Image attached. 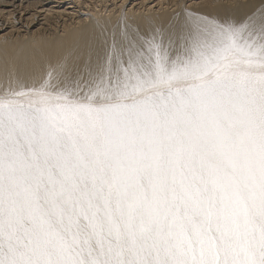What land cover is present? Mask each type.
Here are the masks:
<instances>
[{
	"label": "snow or ice",
	"instance_id": "snow-or-ice-1",
	"mask_svg": "<svg viewBox=\"0 0 264 264\" xmlns=\"http://www.w3.org/2000/svg\"><path fill=\"white\" fill-rule=\"evenodd\" d=\"M0 89V264H264V0H205Z\"/></svg>",
	"mask_w": 264,
	"mask_h": 264
},
{
	"label": "bare ground",
	"instance_id": "bare-ground-1",
	"mask_svg": "<svg viewBox=\"0 0 264 264\" xmlns=\"http://www.w3.org/2000/svg\"><path fill=\"white\" fill-rule=\"evenodd\" d=\"M205 0H0V89L16 86L17 77L37 84L61 59L86 44L123 30L125 22L146 26L167 20L185 4ZM261 0H248L258 7Z\"/></svg>",
	"mask_w": 264,
	"mask_h": 264
}]
</instances>
